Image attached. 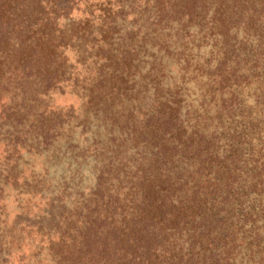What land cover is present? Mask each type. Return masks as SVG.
<instances>
[{"label": "rangeland", "instance_id": "obj_1", "mask_svg": "<svg viewBox=\"0 0 264 264\" xmlns=\"http://www.w3.org/2000/svg\"><path fill=\"white\" fill-rule=\"evenodd\" d=\"M215 1L221 16L178 0H0V264L85 263L98 216L115 227L95 229L103 261L124 264L129 206L149 185L162 216L137 264L186 257L197 224L226 244L235 232L232 264L261 261L264 0ZM170 101L177 126L147 132Z\"/></svg>", "mask_w": 264, "mask_h": 264}, {"label": "trees", "instance_id": "obj_2", "mask_svg": "<svg viewBox=\"0 0 264 264\" xmlns=\"http://www.w3.org/2000/svg\"><path fill=\"white\" fill-rule=\"evenodd\" d=\"M164 1V0H161ZM220 2H222V0H219ZM223 1H227V0H223ZM242 4H252L255 3V0H242ZM198 3H201L202 6L204 7V9H208V4L205 3H209V5L214 6V15L217 14V16H221L222 14V9H220V4H216L217 2L215 0H178V2L175 3V5H177V7H186L187 5H189V10L190 11H194L193 9L195 7L198 8L199 5H197ZM186 5V6H185ZM220 9V10H219ZM256 38H259L258 40H261L260 36H256ZM261 43V41H260ZM231 97H227L226 101H231L234 100L238 97V95H236L234 92H232ZM168 103V101L166 102V104ZM170 103H173L175 105L170 104L169 109L170 111L167 113V116L164 117L161 115L160 112L156 114H153L151 116H149L147 118L145 129L148 130L147 132H152L155 133L156 136H158L161 132L162 129H167L170 127H176L178 124V114H179V105L175 103V101H170ZM47 113V112H44ZM163 113V112H162ZM50 115V114H49ZM151 125V127H149ZM147 127V128H146ZM149 127V129H148ZM161 146H164V144L161 143ZM174 148H176V146H174ZM227 151V150H226ZM230 151V150H229ZM217 152V153H216ZM211 151L209 153V155H211L212 157L215 156H220L221 152L219 151ZM221 157V156H220ZM227 157V156H226ZM146 172V171H145ZM144 178V182L148 180L146 173L143 176ZM143 181H141L140 186L143 187ZM146 183V182H145ZM213 185L215 186L213 189L215 192L218 190L220 191V189L217 188V186L219 185L218 183H213ZM227 185H229L230 187V182H227ZM144 196H142L141 199H132L134 201H132L133 205L129 206V208L131 209L130 214H131V218L125 220V229H127L126 231V247H127V252H126V256L125 257V263L124 264H137V262L135 261V257L134 254L136 253V248H143V252H145V254L149 253L148 250H146V245L148 242H153L156 240L157 236L156 234H153V231H148V227L150 226V224L148 223L149 221L158 218L161 215V213H154L153 206V200H154V195L157 192V189H155L154 186H150L146 189H144ZM196 191H194V193H196ZM193 193V195H195ZM194 197V196H193ZM227 201V195L225 197L221 196V197H213V204L212 206H219L221 203H224ZM200 203V202H198ZM219 211H214L213 215H210L209 217H215L218 220V216L220 213H218ZM193 223L196 224V213H193ZM253 215L256 217L257 214L256 212L249 215L246 214L245 216V223L251 222V225L254 224L256 218L253 217ZM199 216V214L197 213V217ZM201 219L203 218L200 217ZM205 218V217H204ZM223 217H220L219 220H221V222L223 221ZM159 222L161 220H158ZM111 222H107L106 218L103 216H98L97 219L91 220V223L89 224L90 230L88 231V234L85 233L83 236L84 239H82V247L83 245L88 249V252H92L93 256L91 255V257H89L88 261L86 259V262L84 263L81 262L80 264H87V262H89L90 264H105L107 262V259L103 261V259L106 258V253L107 251L111 248L110 246L105 245V239L106 236L109 234H114L115 232V227L112 226L110 224ZM106 227H108V229H106ZM101 228V232L104 235L103 240H98V238L100 237V235L98 234V232H95V229ZM242 227H239V229H241ZM193 229V240L189 243L185 256H180L179 259L174 262V264H232V259H234L235 257H233L234 255H237L236 251L234 253V240L235 237H233V235L235 234V232L233 230H228L227 233L223 234V237H228L230 236L229 233H232V237H230V243L226 244L227 241H223V243L221 242L223 239L220 238L219 240V234L220 232L217 231H213L210 227H204L203 230L201 229V227H198V224L195 225L194 227H192ZM255 233L253 236L251 233H249V237L251 239L252 242H254L256 240V235L258 234L257 228L254 227L253 229H251L250 231L255 230ZM165 229L160 228V231H164ZM223 231H227V229H225L223 227ZM100 232V233H101ZM259 235V234H258ZM113 237V236H112ZM203 237L207 238V242L208 245L204 248L201 247L203 246L204 241ZM103 238V237H102ZM100 238V239H102ZM242 238H245L242 236ZM99 241V242H98ZM228 241V242H229ZM197 244H200L201 246H197ZM101 244V245H100ZM108 244V241H107ZM100 245V246H99ZM198 247V249H196ZM200 247V249H199ZM201 248L204 249L203 250V254L201 255ZM87 252H82V254H85ZM234 253V254H233ZM81 254V253H79ZM130 254V256L128 255ZM132 254V255H131ZM233 254V255H232ZM148 259V260H147ZM147 259H145V263L147 264H154L153 262L156 261L155 257L152 255V253H150V255L147 257ZM81 260V258H80ZM261 261L256 262L257 264H264V257L262 255ZM170 262H172V260L170 259ZM144 263V261H143ZM160 264V263H159ZM170 264H173L170 263Z\"/></svg>", "mask_w": 264, "mask_h": 264}]
</instances>
